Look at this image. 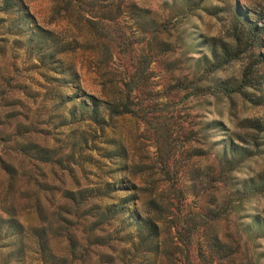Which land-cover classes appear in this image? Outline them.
Returning a JSON list of instances; mask_svg holds the SVG:
<instances>
[{
    "label": "rangeland",
    "instance_id": "obj_1",
    "mask_svg": "<svg viewBox=\"0 0 264 264\" xmlns=\"http://www.w3.org/2000/svg\"><path fill=\"white\" fill-rule=\"evenodd\" d=\"M0 264H264V0H0Z\"/></svg>",
    "mask_w": 264,
    "mask_h": 264
},
{
    "label": "trees",
    "instance_id": "obj_2",
    "mask_svg": "<svg viewBox=\"0 0 264 264\" xmlns=\"http://www.w3.org/2000/svg\"><path fill=\"white\" fill-rule=\"evenodd\" d=\"M227 52L224 50V55L226 54ZM233 56H227L226 59H231Z\"/></svg>",
    "mask_w": 264,
    "mask_h": 264
}]
</instances>
